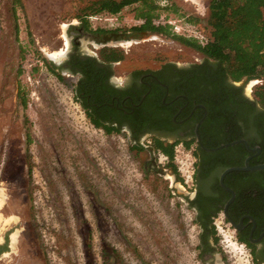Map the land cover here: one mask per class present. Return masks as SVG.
I'll use <instances>...</instances> for the list:
<instances>
[{
    "label": "rangeland",
    "instance_id": "obj_1",
    "mask_svg": "<svg viewBox=\"0 0 264 264\" xmlns=\"http://www.w3.org/2000/svg\"><path fill=\"white\" fill-rule=\"evenodd\" d=\"M92 1L0 0V146H8L4 135L13 141L11 179L1 187L17 195L8 214L19 215L17 229L25 228L13 251L27 254L29 264H257L222 215L215 255L204 260L189 205L192 180L154 171L150 151L131 148L127 132L95 127L75 97L76 78H59L50 67L58 61L46 55L66 51V29L79 15L92 16L91 28L129 29L149 13L166 29L164 38L118 46L126 57L116 73L192 62L201 54L170 37L206 43L210 0H135L116 15ZM82 47L91 54L100 48L84 39ZM237 83L252 99L264 77ZM195 145L179 146V158Z\"/></svg>",
    "mask_w": 264,
    "mask_h": 264
},
{
    "label": "flooded vegetation",
    "instance_id": "obj_2",
    "mask_svg": "<svg viewBox=\"0 0 264 264\" xmlns=\"http://www.w3.org/2000/svg\"><path fill=\"white\" fill-rule=\"evenodd\" d=\"M98 1L100 0H93L91 5L96 4ZM127 1H129L128 4L136 2L135 0ZM101 11L111 15L121 12L120 10L113 13L107 9ZM91 17L90 15L82 14L73 19L75 22L70 24L66 29L69 45L65 49L64 58L60 63H57V72L62 76L68 75L76 78L73 85L75 95L78 83L83 78V73L80 70L76 72L72 70L71 58L74 54L81 59H85L88 56L99 58L100 51L104 47L118 48V46H124V42H139V40L145 39V36L155 34L164 36L163 33L154 30L141 29L148 22V16L143 17L139 24H134L129 29L91 28L86 25L88 19ZM82 39L92 44L93 47H95V44L99 45L100 48H98L97 54L85 51L82 47ZM170 39L188 47L174 37H170ZM120 63L121 61L114 62L110 67V65L99 59L96 62V65L102 70L103 75V77L98 79V87L100 84L105 89L111 90L113 98L120 100V104L109 114L111 123L119 127L120 132H127L131 139L130 127L131 123L136 121L135 118L139 113L137 111L142 110L145 115L152 117V119L150 118L151 121L147 123V130L139 136V141L151 153V168L156 172L168 171L177 180L178 177L171 167L158 162L152 137H158L167 143H174L178 139L188 141L194 136L196 137V128L199 124L198 132L202 141L200 129L204 124H208L206 128L203 127V137L206 140L215 139L216 126L209 124L210 111L208 106L204 102H196L197 98L202 96H200L201 92L194 83L196 76L194 77L193 70L199 64L205 63V56L201 54L200 58H196L192 62H163L157 68H146L148 71L143 73L137 72L138 69L134 68L124 75L116 73V65ZM89 80L92 81L93 79L90 78ZM230 83L240 86L234 81H230ZM184 85L186 87L183 90L181 88ZM98 87L96 86V89ZM103 87L98 89L102 91L104 90ZM180 90L182 91L179 92ZM243 94L249 98L245 92ZM87 97L90 98L91 96L88 95ZM158 99H161V102H158ZM136 100H139V102H136ZM80 104L83 106L82 103ZM0 120H2L1 116ZM94 126L96 127V125ZM98 128H102L107 132L104 126ZM4 138H6L8 146L6 149L3 148V145L0 146V160L6 157V160L3 161L4 169L0 173V190L3 189L1 184L4 183V180L11 179L10 165L13 153V141L6 135H4ZM143 138H150V143L145 145L141 141ZM197 142L200 144L198 140ZM257 146L261 148V151H248L249 154L243 157L236 156V151H226L223 154L211 156L207 155V153L216 151H207L202 148V151L198 152L197 145L192 148L194 156L192 163L193 191L192 195L189 196V205L191 206V203L194 202L192 208L195 211V220H197L201 231L199 248L204 260L211 259L215 255V238H207V235L205 236V221L210 220L209 222L218 230L220 225L216 219L222 215L221 222L223 225L233 228L237 240L242 241L248 247L257 264H264V170H233L228 172L224 177V183L230 189L225 188L221 183V175L228 168L245 166L246 162L251 166L264 164V148L259 144L253 146V148ZM194 151L198 152V156H195ZM233 163L241 164L230 165ZM4 189L6 190V198L1 212L4 217H8L11 215L8 212L13 211L12 199L17 200V195L13 194L12 188L5 187ZM1 196L0 192V200ZM22 206L27 212L29 209L28 204L26 205L23 201ZM225 210L227 214H225ZM16 216L19 218L17 224L6 227L3 231L0 230V264H29L27 254L13 251L11 234L17 230V225L21 224V217L19 215ZM0 229L2 228L0 227ZM22 230H25V228L20 229V233ZM20 233L19 237L21 236ZM17 243L16 247L19 248Z\"/></svg>",
    "mask_w": 264,
    "mask_h": 264
},
{
    "label": "trees",
    "instance_id": "obj_3",
    "mask_svg": "<svg viewBox=\"0 0 264 264\" xmlns=\"http://www.w3.org/2000/svg\"><path fill=\"white\" fill-rule=\"evenodd\" d=\"M128 3L127 0H100L96 6L99 11L107 9L116 13ZM208 8V23L211 31L206 43L202 44L194 38L174 35L182 43L205 56V63L199 64L193 70L194 77L196 76L194 83L202 96L198 97L196 102H204L208 106L210 111L208 121L211 126H216V135L214 140H206L203 137V127L206 128L208 124H204L200 129L202 142L204 146L214 148L223 143L245 138L250 146L259 144L264 148V83L255 88L252 99L244 96L243 86L230 83V81L238 82L242 79L250 81L264 77V0H210ZM141 16H148L149 19L141 29L166 33L163 26L153 24V15L143 13ZM125 57V52L121 48L104 47L100 51L99 58L88 56L81 59L75 54L71 58L72 70L74 72L80 70L83 73L75 97L83 104L91 122L96 127L104 126L107 133L120 132L119 127L113 125L109 117L110 112L120 104V100L113 98L111 90L105 89L100 84L98 87V79L103 75L96 62L99 59L111 67L114 62L121 61ZM50 67L59 78H62V75L56 71L58 66L53 64ZM146 71L148 69L137 70L139 73ZM90 78L93 80L90 81ZM96 86L103 87L104 90L100 91ZM185 87L186 85L181 89L184 90ZM88 95L91 97L88 98ZM158 102H161V99H158ZM137 112L139 113L135 118L136 121L131 123L130 127L131 148L139 151L145 147L139 141V136L147 130V123L152 117L145 115L142 110ZM152 138L156 153L162 152L168 156L167 166L173 169L179 181H183L175 164V148L181 142H184L186 147H191L195 143L198 152L202 151L196 137L188 141L178 139L174 143H167L155 136ZM226 151H236V156L240 157L249 154L245 145L241 143L207 155L214 156ZM198 152L194 151L195 156H198ZM239 164L241 163L230 165ZM192 205L194 202L191 203V208ZM195 221L197 223V220ZM209 221H205V236L214 237L216 243V229Z\"/></svg>",
    "mask_w": 264,
    "mask_h": 264
},
{
    "label": "water",
    "instance_id": "obj_4",
    "mask_svg": "<svg viewBox=\"0 0 264 264\" xmlns=\"http://www.w3.org/2000/svg\"><path fill=\"white\" fill-rule=\"evenodd\" d=\"M115 36H117V34H115ZM164 38V36L160 35V34H155V35H151V36H145L144 38L145 39H150V38ZM61 62V61H60ZM59 62V63H60ZM198 129H199V124L196 128V137H197V140L199 141L200 145L202 146L203 149L207 150V151H217L219 149H222L224 147H228V146H233V145H237V144H240V143H243L245 145V147L247 148L248 151H261V148L259 146L257 147H251L249 142L245 139V138H241V139H238V140H234V141H231V142H227V143H223L217 147H214V148H208L206 146H204L202 144V141H201V137L199 135V132H198ZM233 170H264V164H259V165H255V166H251L249 165L248 162H246V165L245 166H235V167H231V168H228L227 170H225L222 175H221V183L222 185L227 188V189H230L226 186V184L224 183V177L225 175L230 172V171H233ZM225 214H227V211L225 210Z\"/></svg>",
    "mask_w": 264,
    "mask_h": 264
},
{
    "label": "bare ground",
    "instance_id": "obj_5",
    "mask_svg": "<svg viewBox=\"0 0 264 264\" xmlns=\"http://www.w3.org/2000/svg\"><path fill=\"white\" fill-rule=\"evenodd\" d=\"M156 37H154L153 39H155ZM68 39H66L65 41V45H68ZM123 44L125 45H130L132 44L131 41H128V42H124ZM65 51L64 49H61V50H55V51H46V55L47 57H49L50 59H53V60H56L58 61V63L61 61V59H63L64 55H65ZM1 192V200H0V227L2 229L6 228V227H10L12 225H15L18 223L19 221V218L16 216V215H10L8 217H4L2 212H1V209L3 207V204L5 202V198H6V194H5V190L1 189L0 190ZM19 233H20V230L17 229L15 230L12 234H11V243H12V247L15 249L16 248V243L18 241V238H19Z\"/></svg>",
    "mask_w": 264,
    "mask_h": 264
},
{
    "label": "built area",
    "instance_id": "obj_6",
    "mask_svg": "<svg viewBox=\"0 0 264 264\" xmlns=\"http://www.w3.org/2000/svg\"><path fill=\"white\" fill-rule=\"evenodd\" d=\"M182 145H183L182 143L179 144V146H182ZM179 146H176L175 148V163H176V166L178 168V171L184 183H188L189 179L192 180V175H193L192 163L194 160H191V157H190V156H193V154L191 152V154H188L186 158H179V152L181 151ZM157 157H158L159 163H161L162 165L167 164L168 156H166L162 152H158ZM188 157L190 158V160Z\"/></svg>",
    "mask_w": 264,
    "mask_h": 264
}]
</instances>
